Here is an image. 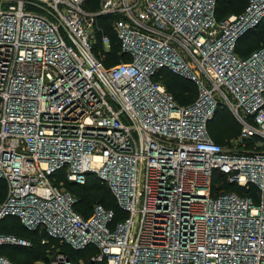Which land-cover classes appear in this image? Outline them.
Listing matches in <instances>:
<instances>
[{
	"label": "built area",
	"instance_id": "2783aa9c",
	"mask_svg": "<svg viewBox=\"0 0 264 264\" xmlns=\"http://www.w3.org/2000/svg\"><path fill=\"white\" fill-rule=\"evenodd\" d=\"M215 5L102 0L91 12L84 0H0V221L16 215L47 233L43 244L58 241L45 264H264V46L235 52L264 0L222 20ZM101 14L116 16L131 60L106 67L95 55ZM160 68L193 79L197 99L179 105L154 79ZM219 105L241 125L227 144L208 132ZM88 174L121 218L102 204L84 217L58 185ZM4 243L30 245L0 233ZM0 264L21 263L0 253Z\"/></svg>",
	"mask_w": 264,
	"mask_h": 264
},
{
	"label": "trees",
	"instance_id": "16d2710c",
	"mask_svg": "<svg viewBox=\"0 0 264 264\" xmlns=\"http://www.w3.org/2000/svg\"><path fill=\"white\" fill-rule=\"evenodd\" d=\"M102 0H84L85 8L91 12H98L101 8ZM249 0H216L215 16L217 20L228 18L231 15L241 14L248 5ZM116 18L113 14H101L97 18L100 31L97 35V40L93 48L95 55L103 61L106 67H111L118 64L122 60L129 61L131 56L122 52L121 41L112 25ZM109 38L110 46L106 49L103 45V37ZM247 39H251L247 42ZM258 46L255 47V44ZM264 46V18L254 28L245 32L237 41L235 52L238 56L246 58L254 51ZM256 48L252 52H243L242 48ZM154 79L162 82L167 90L174 95L176 102L179 105L185 106L193 103L199 95L198 84L191 78L172 72L169 68H160L155 74ZM241 125L230 110L222 105H219L215 116L208 123V132L212 139L216 142L227 144L234 139L240 132ZM64 177H59L63 180ZM58 183V181H57ZM64 189L72 193L77 201L75 209L84 217H89L93 211V205L102 204L108 209H113L116 212L117 218H121L123 211L120 209L118 202L111 192L107 184L96 174H88L84 184H77L69 180H64L62 184H58ZM227 190H234L240 195H246L240 187L235 184H224ZM253 191V190H252ZM6 184L0 180V199L5 196ZM254 200H258V195L250 193ZM249 194V195H250ZM99 197V201L98 198ZM97 200V201H96ZM79 210H78V209ZM0 233L14 235L18 238L27 239L30 245H21L15 243H4L0 246V253L8 258L15 260L21 264H45L49 259L48 249L52 245H59L58 241L50 240V243L43 244L42 240L47 237V233L39 232L38 230H28L16 215H8L0 221ZM61 249L69 253L73 258L84 254L76 252L69 245L63 244Z\"/></svg>",
	"mask_w": 264,
	"mask_h": 264
},
{
	"label": "rangeland",
	"instance_id": "374dc122",
	"mask_svg": "<svg viewBox=\"0 0 264 264\" xmlns=\"http://www.w3.org/2000/svg\"><path fill=\"white\" fill-rule=\"evenodd\" d=\"M250 40H251V39H247V42L250 41ZM254 44H255V47H256V46L259 47V45H258V44L256 45L255 42H254ZM254 49H256V48H250V47H249V48H248V47H247V48H245V47L242 48L243 52H246V51H247V52H250V51L252 52ZM187 58H188V57H187ZM63 187H65V186L63 185ZM97 199H98V201H99V197H98ZM96 201H97V200H96ZM95 204H97V202L94 203L93 207L95 206ZM77 209H78V208H77ZM78 210H79V209H78ZM91 213H92V212H91ZM25 264H32V263L29 262V263H25ZM41 264H42V261H41Z\"/></svg>",
	"mask_w": 264,
	"mask_h": 264
}]
</instances>
